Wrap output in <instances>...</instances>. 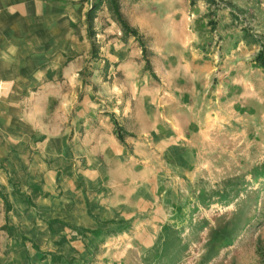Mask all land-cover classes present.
I'll return each mask as SVG.
<instances>
[{
	"label": "crops",
	"instance_id": "obj_1",
	"mask_svg": "<svg viewBox=\"0 0 264 264\" xmlns=\"http://www.w3.org/2000/svg\"><path fill=\"white\" fill-rule=\"evenodd\" d=\"M90 1L0 0V264H143L177 228L225 95L263 68L247 55L264 39L217 11L229 26L217 65L218 51L195 60L184 38L183 54L164 55L182 68L154 79L129 48H102L116 68L96 66L92 102L80 77Z\"/></svg>",
	"mask_w": 264,
	"mask_h": 264
},
{
	"label": "rangeland",
	"instance_id": "obj_2",
	"mask_svg": "<svg viewBox=\"0 0 264 264\" xmlns=\"http://www.w3.org/2000/svg\"><path fill=\"white\" fill-rule=\"evenodd\" d=\"M262 2L91 0L85 17L89 65L80 72L90 100L97 96L94 82L100 73H94L96 66L102 65L105 76L108 68H116L100 55L102 48L118 50L120 55L129 48L132 68H145L154 79H158L154 68H182L179 57L164 55L181 53L184 38L195 60L204 48L218 51L217 65L220 40L225 37L217 35L229 27L219 23L217 11L232 14L233 28L241 26L262 41ZM211 34L215 40L210 44ZM261 45L248 58L256 59L264 49ZM247 81L245 87L233 85L220 104V115L210 120L201 139L194 183L185 185L181 193L184 209L178 214L177 228L165 233V241L143 258V264H264V68ZM115 131L122 141L125 133L119 127Z\"/></svg>",
	"mask_w": 264,
	"mask_h": 264
},
{
	"label": "trees",
	"instance_id": "obj_3",
	"mask_svg": "<svg viewBox=\"0 0 264 264\" xmlns=\"http://www.w3.org/2000/svg\"><path fill=\"white\" fill-rule=\"evenodd\" d=\"M256 61L264 68V58L261 51L257 54ZM219 247H221V245H219Z\"/></svg>",
	"mask_w": 264,
	"mask_h": 264
}]
</instances>
